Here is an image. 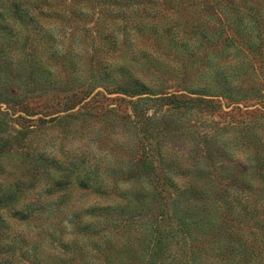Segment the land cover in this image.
Returning <instances> with one entry per match:
<instances>
[{"label": "rangeland", "instance_id": "rangeland-1", "mask_svg": "<svg viewBox=\"0 0 264 264\" xmlns=\"http://www.w3.org/2000/svg\"><path fill=\"white\" fill-rule=\"evenodd\" d=\"M74 1L49 3L59 12L68 8L71 11ZM127 1L110 0L106 6L113 11L105 13L97 0H83L82 13L69 14L73 18L69 20L64 16L62 20L66 21L53 30V21L44 17L42 22L49 23L42 30L53 31L56 46L54 55L39 57L44 62L41 70L22 59L24 53L39 52L44 47L41 33L38 35L36 29L33 33H19V27L14 29L12 24H19V11L8 10L0 16V174L4 172L8 179L0 191V264H30L33 259L40 264H82L81 256L94 245L79 241L77 244L83 250L70 262L68 252L77 237L71 234L67 220L60 224L62 228L58 226L64 214H59V218L39 215L31 222L20 219L19 172H9L8 167L12 163L18 171L19 162L26 159L23 174L32 180L30 185L26 184L28 190L35 184L33 193L46 195L48 202L57 196L66 197L68 206L62 210L68 216L92 203L86 190L89 194L93 191L83 185L84 170L88 167L104 171V186L127 175L135 153L128 157L123 148L142 149L140 142L147 141L145 136L138 135L140 142H135V126L122 125L127 114L134 119L130 102L137 97L118 90L114 82L119 73L107 68L106 59L128 60V67L144 79L147 88L139 97L167 94L179 98L180 107L175 109L171 108L176 103L170 100L164 102L165 107L151 103L142 106L144 115L154 120L149 122L154 130L150 138H154L152 141L158 144L161 154L170 159L184 162L201 157L196 147L200 142L198 133L210 126L221 129L225 139L228 127L241 130L239 127L245 125L241 120L256 117L264 125V88L260 93L251 88L255 71L264 78V53L253 56L246 50L253 57L247 62L246 54L233 51V45L245 48L247 31L241 30L235 35L238 40L232 43L229 20L223 14L229 10L227 4L237 8L228 13L239 19L241 27L248 19L246 2L218 0L215 7V0ZM100 16L112 24L103 27L99 38L96 28ZM220 48L227 51L216 62L213 53ZM65 53L69 56L63 60ZM216 63L223 69L216 72ZM122 88L132 91L130 87ZM199 97L216 100L220 109L208 114L205 107H197L194 102ZM164 118L169 119L165 124ZM259 133L258 130L256 135ZM235 134L238 136V132ZM235 144L241 145L238 140ZM233 149L237 162L252 157L243 148ZM36 156L38 162H34ZM47 156L51 161L43 160ZM216 159L223 161L225 157L218 155ZM63 165L69 166L67 179H62ZM258 177L249 175L241 178L240 183L257 201H264V188ZM118 186L121 191L137 188L135 182ZM196 187L201 190L199 184ZM216 191L212 188L213 193ZM53 228H57L56 234H52Z\"/></svg>", "mask_w": 264, "mask_h": 264}, {"label": "trees", "instance_id": "trees-1", "mask_svg": "<svg viewBox=\"0 0 264 264\" xmlns=\"http://www.w3.org/2000/svg\"><path fill=\"white\" fill-rule=\"evenodd\" d=\"M124 1L128 3L127 0ZM216 1L218 2V0L212 2L215 7ZM238 1L246 2L247 5L248 19L241 27L239 19L228 13L237 8L227 4L229 10L227 12L225 10L223 14L229 20L227 27L232 33L230 34L232 43L238 40L235 35L242 32L241 30L247 31L246 44L242 43L245 44V48L241 49L235 45L232 48L233 51L246 54L249 62L253 59L250 53L259 56L264 53V0ZM2 2L3 0H0V16L8 10L19 11V24L13 23L14 29L19 27V33L22 31L33 33L36 29L38 35L41 33L40 38H44V47L39 52L31 50L22 57L27 64L38 70L43 68L44 63L40 58L44 55V58L54 55L56 46V35L49 28L47 31L42 30L49 23L42 22V19L47 16L53 21L51 24L53 30L60 22L73 19L70 16H78L83 10V0H75L71 11L68 8L59 12L52 8V4L49 3L51 0ZM97 2L101 3L97 5L102 6L105 13L113 11L106 6L110 0ZM64 16L66 20H62ZM98 22L96 31L100 38L103 27L112 22H108L105 16H100ZM225 51L226 48H220L213 53L216 62L222 58ZM68 56L69 54L65 53L61 58L66 60ZM127 61L111 62L108 59L104 61L107 68L112 67V70L119 73L117 81L114 82L118 90L122 94H130L129 97H137L130 102L134 119L128 118L127 114L121 122L122 125L131 128L134 125L136 137L145 136L147 141L143 144L137 137L135 142H140L142 149L130 146L123 148L128 157L135 153L128 164L127 175L121 174L122 178L104 186V178L101 176L104 171L88 167L84 170L83 185L84 188L93 191L89 194L86 190L88 200L92 203L84 207L83 211L68 216V213L62 210L68 206L66 197L57 196L50 199V204L46 195L33 193L36 189L35 184L28 190L26 184L30 185L32 180L26 179L23 174L26 159L19 162L18 171H16L18 166L10 163L8 171L19 172L21 187L19 218L31 222V219L32 221L38 219L39 215L52 214V217L59 218V214H64L65 218H60L58 226L62 228L63 225L60 224L67 220L71 234L77 237L68 252L70 262L83 250L77 243L85 240L88 243L93 242L94 245L81 256L82 264H264V201H257L251 192L247 191L248 188L245 190L240 183L241 178L244 180L249 175L252 177L257 174L259 177L256 179L260 180L262 183L260 186L264 188V125H261L255 116L250 121L241 120L245 127H239L241 130L228 127L226 140L221 129H213L210 126L208 130L198 133L200 142L196 147L199 148L197 153L201 157L184 162L170 159L167 155L161 154L158 144L152 141L154 138H150L154 130L150 128L149 122L154 120L151 116L144 115L146 112L142 106L151 103L165 107L164 102L170 100L176 103V106L171 108L167 104L168 109H175L180 107L178 106L180 103L177 102L179 98L167 94L156 98L139 97L147 88L144 79L137 77L133 68L128 67ZM70 69L77 75V71L71 66ZM214 69L218 72L223 68L216 63ZM251 69L254 72L253 66ZM125 78L128 81L125 82ZM251 78L254 81L251 88L260 93L264 88V78L261 79L256 71ZM122 87H130L132 91L128 92ZM194 102L197 107H205L208 114H213V111L221 107L216 100H205L200 97ZM167 120L169 119L164 118L163 124ZM258 130L260 133L256 135ZM235 132H238V136ZM236 140L240 142V146L233 145ZM236 147L247 150V155H252L251 159L237 162L233 158L236 154L233 148ZM218 155H223L225 160L218 161L216 159ZM38 157H35L34 162H38ZM43 160L51 161V158L47 156ZM60 167L64 175L62 179L70 177L69 166ZM3 170L5 171V168ZM231 170L235 173L233 174ZM3 174L4 172L0 174V191L3 190L2 186H6L4 181L8 180ZM131 182H135L137 188L118 190L120 183L129 186ZM197 184L201 186V190L196 187ZM212 188H217L218 191L213 193ZM56 229H51L52 234H56ZM30 264L40 263L33 259Z\"/></svg>", "mask_w": 264, "mask_h": 264}]
</instances>
